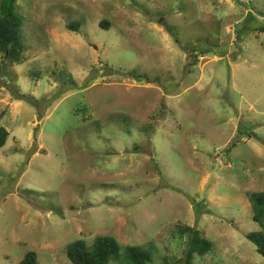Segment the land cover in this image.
<instances>
[{
	"label": "rangeland",
	"instance_id": "obj_1",
	"mask_svg": "<svg viewBox=\"0 0 264 264\" xmlns=\"http://www.w3.org/2000/svg\"><path fill=\"white\" fill-rule=\"evenodd\" d=\"M16 10L21 62L0 52V264H73L67 246L98 237L120 247L108 264H132L128 246L184 264L185 227L211 242L193 264H264L247 239L261 230L249 194L264 192V0Z\"/></svg>",
	"mask_w": 264,
	"mask_h": 264
},
{
	"label": "trees",
	"instance_id": "obj_2",
	"mask_svg": "<svg viewBox=\"0 0 264 264\" xmlns=\"http://www.w3.org/2000/svg\"><path fill=\"white\" fill-rule=\"evenodd\" d=\"M22 23L23 18L16 10V0H0V52L3 53L5 62L7 60L21 62L22 54L26 49L21 36ZM73 27L77 28L78 24L70 23L69 28ZM75 29L73 28V30ZM260 30L262 32L264 26L260 27ZM19 97L30 102V99L25 95L19 94L16 98L20 99ZM8 136V131L4 127H0V148L5 145ZM249 201L252 219L259 223L261 230L248 233L247 239L255 244L257 253L264 256V231L262 230L264 229V192L249 194ZM183 232L191 233L184 264H193V254L205 255L211 249V242L201 237L194 228L185 227ZM119 250V245L113 239L98 237L91 248L86 247L81 241L67 246L66 254L73 264H108L110 258L118 254ZM125 252L132 264H152L149 254L139 247L128 246ZM20 264H37L36 254L33 251L27 252Z\"/></svg>",
	"mask_w": 264,
	"mask_h": 264
}]
</instances>
